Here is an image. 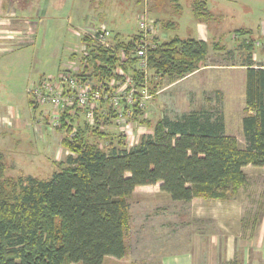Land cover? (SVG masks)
<instances>
[{
  "label": "trees",
  "instance_id": "trees-1",
  "mask_svg": "<svg viewBox=\"0 0 264 264\" xmlns=\"http://www.w3.org/2000/svg\"><path fill=\"white\" fill-rule=\"evenodd\" d=\"M170 1L174 9L179 7L178 0ZM199 2H192L194 17L206 21ZM172 23H160L159 28H169ZM235 31L250 36L249 29ZM243 38L242 46L252 52L254 41ZM137 39L135 34L112 49L99 46L90 50L84 55V70L100 79L115 76L121 49L128 56L123 68L135 81H142L143 73L134 67L137 58L132 56ZM83 40L89 41L88 37ZM154 41L156 46L146 52L148 69L154 77L171 80L198 69L208 49L205 41L177 35ZM212 47L223 49L216 42ZM150 72L151 91L155 92ZM263 93L262 65L247 63L246 113L241 121L244 149L225 133L222 116L207 109L175 119L163 116L152 134L126 148L122 139L113 144L112 133L102 130L112 124L110 109L107 116L97 115L93 125L82 122L72 139L63 137L62 145L71 155L48 179L6 175L0 153V264H102L106 257L123 258L126 198L138 186L160 183V190L173 201L226 198L244 183L245 166H264ZM143 122L149 125L148 120ZM92 137L104 138L107 147H100Z\"/></svg>",
  "mask_w": 264,
  "mask_h": 264
},
{
  "label": "rangeland",
  "instance_id": "rangeland-1",
  "mask_svg": "<svg viewBox=\"0 0 264 264\" xmlns=\"http://www.w3.org/2000/svg\"><path fill=\"white\" fill-rule=\"evenodd\" d=\"M29 1L33 8L28 12V18L37 29L31 44L20 45L10 56L0 58V110L13 109L18 114V121L30 126L27 128L23 124L21 132H16L17 119L5 120L8 124L12 123L13 128L0 130V153L6 165V175H29L42 179L50 177L60 166L53 160L54 153L45 150L51 144L50 139L42 142L33 133L34 127L40 126L45 130L48 126L42 118V107L34 108L30 104L27 93L29 82L41 73H54V67L60 60H66L65 55L70 50L80 55L79 38L86 19L94 24L103 21L109 43L115 45L129 41L137 33L138 17L143 10H148L149 5L157 11L160 26L175 20L178 25L176 28L159 29L162 41L174 35L189 36L194 11L191 6L193 0H178L176 10L170 0H146L147 3L143 0ZM199 1L201 16L206 18L211 31L217 29L221 33V41L216 44L223 46V49H213L214 54L211 49V54H207L200 65L209 62L222 64L213 66L212 71L236 78L237 92L233 90L232 98L226 91L223 92L225 96L222 93L220 98L212 91L200 92L202 95L192 94L189 85L181 80L159 94H163L162 105H156V109L151 111L154 99L149 101L147 119L153 125L159 116L178 118L190 109H207L222 116L225 133L234 136L238 146L244 149L246 141L241 121L246 112L242 96L244 84L241 83L244 68L241 66L250 62L264 64V55L259 50L261 47L264 50V0ZM147 14L152 16L149 12ZM76 27H81L77 30L80 32L78 37L72 32ZM238 29H249L250 36L240 35L235 31ZM241 37L254 41L252 49L258 55L254 60L251 56L253 52L242 46L244 38L241 40ZM232 63L238 65L226 66ZM56 69L59 70V65ZM150 75L155 91L167 86L170 79L161 75L154 77L152 71ZM102 130L106 133L114 131L111 128L107 130V127ZM149 131L151 129L147 128L137 131V136L147 135ZM21 135L30 139L40 151L32 152V148L23 141L17 143L16 138ZM119 140L121 138L115 134L112 143L116 144ZM91 141L99 143L100 147H107L104 138L92 137ZM243 171L246 175L244 183L224 199L195 197L188 202L173 201L160 190V183L136 187L126 198V254L120 259L106 257L102 264H161L164 255L184 251L191 253L193 264H264V167L246 166Z\"/></svg>",
  "mask_w": 264,
  "mask_h": 264
},
{
  "label": "built area",
  "instance_id": "built-area-1",
  "mask_svg": "<svg viewBox=\"0 0 264 264\" xmlns=\"http://www.w3.org/2000/svg\"><path fill=\"white\" fill-rule=\"evenodd\" d=\"M147 12L143 10L138 17V39L132 52V56L137 58L134 67L143 73L142 81H135L133 74L123 68L128 63V56L121 49L118 51L119 65L113 72L115 76L100 79L90 70H84V55L90 50L99 46L112 49L114 46L109 43L105 24L88 22L82 33L75 32L77 35L80 33L82 41L78 63L61 66L58 71L29 83L27 93L30 101L34 106L42 107V116L49 128L64 131V136L72 139L82 122L93 125L97 115L107 116L112 109L109 128L124 141V146L129 148L140 141L137 131L146 130L143 121L147 118V105L154 95L149 82L146 52L156 46L155 38L161 40L159 25ZM83 37H88L89 41Z\"/></svg>",
  "mask_w": 264,
  "mask_h": 264
},
{
  "label": "crops",
  "instance_id": "crops-1",
  "mask_svg": "<svg viewBox=\"0 0 264 264\" xmlns=\"http://www.w3.org/2000/svg\"><path fill=\"white\" fill-rule=\"evenodd\" d=\"M143 2L147 3L146 0H143ZM31 8H33V5H32V2H30L29 0H0V58L10 56V54L12 52H14L16 50V48L20 47V45L31 44L33 42V35H34L37 27L33 24L34 22L31 21L30 18H28V12L31 10ZM146 8H147V6H146ZM147 9H148L147 11L150 14H152L151 17L154 20H158V21L160 20L157 17V11L155 9H153V7H151V5H149V7ZM86 18H87V16L84 18V20ZM177 19H179V16L177 17ZM175 21L172 23V26L169 28H176L178 26ZM191 21H192L191 22V24H192L191 34L189 33V36H187V37H183V36H178V37H180L181 39L194 38L197 40L205 41L208 44L207 54H211L210 50L211 49L213 50L212 44L217 42V41H221L220 40L222 38L221 33L217 32V29H214L211 31V29H210L209 25H207L206 21L198 20L195 17L191 18ZM88 22L89 21L86 19L85 24ZM98 23L105 24L103 21H100ZM81 27H83V26H81ZM81 27H76L72 31L76 37H78V35L75 32L78 29H80ZM169 28H166V29H169ZM160 29L164 30V28H160ZM190 35H192V36H190ZM242 38L243 37H241V40H242ZM79 40L81 41V37L79 38ZM259 50H260V53H262L264 55V50L262 49V47L259 48ZM212 52H213V54L215 53L214 50ZM252 52H253V55H251V56H252V59L254 60L255 56H258V55L255 54L254 49H252ZM65 56L67 57L66 60H64V61L60 60L59 61V64H58L59 68L61 66L76 65L80 59L79 58L80 55L73 53L71 50H70V53L66 54ZM246 64L242 63V66H241L244 68V77L242 78L243 82L241 79V83L244 84V89L242 91V96L244 97V100H245ZM58 65H56L54 67L55 71L57 70L56 67H58ZM216 65L221 66L222 64H218L217 62L204 63V64L200 65L198 69H196L195 71H193L190 74L185 75L182 78H179L176 80L169 79L167 86L163 87V89H158L157 91L153 92L154 93V95H153L154 100L153 101L151 100L152 101L151 102V111L154 108L156 109V105L157 106H158V104L162 105L161 96L163 94L162 95H159V94L161 92H164V90H166L167 87L172 86V84L177 83V82H181V80H184L189 85V87L191 89L190 93H192V94L194 92L196 94H199L200 92H203V91H206V92L212 91L215 95H217L220 98L222 96V93L223 92L225 93V91H226L227 93H229L228 97L232 98V96L234 95L233 90L236 89L235 92H237V89H238V88H236L237 87V79L233 78L232 75H230V74L228 76H224V75H221L220 73L212 71V67L216 66ZM236 65H238V64H236V63L226 64V66H231V67H235ZM260 65H262V68L264 69V64H260ZM209 68H211V69H209ZM211 74H213V75H211ZM43 75H46V74L41 73L37 78L31 80L30 82L38 80ZM213 93H212V95H213ZM224 93H223V96H225ZM263 100H264V93H263ZM153 105H155V106H153ZM192 110H195V109H190V110L184 111L183 113H187V112H190ZM0 113H3V115L0 114V130H3V131L6 129L11 130L13 128L12 123L8 124V123H6L8 121H5V120H10V119L15 118V120L17 119L15 121L16 122L15 123L16 124V127H15L16 132H21V128L25 124L23 122L21 123L18 121V114L16 112H14L13 109L7 108V109H4L2 111L0 110ZM13 115H15V117ZM146 116H147V114H146ZM163 116H159L156 119V121L153 123V125L151 124L150 120H148L147 118L145 119V120L149 121V125H146L144 123L145 127L149 130L151 129V131H149V133L147 135L153 133V128H154L155 123L159 119H161ZM42 118H43V116H42ZM171 119H175V118H171ZM26 123H28V122H26ZM151 125H152V128H151ZM9 126H10V128H9ZM25 126L28 128L30 126V124L28 123ZM32 130H33L35 137L37 136L38 140L42 139V142H46V140L50 139L51 144L49 147L48 146L45 147V150L47 151V153H49L50 151H51V153H54V159L53 160L61 168L62 165H64V163L66 162L69 155H71L69 150L67 148H65L61 142L63 137H64V136H62L64 134V132L62 133L58 130H53L49 127L44 130V128L40 127V126L34 127ZM47 132H50V133H47ZM110 132L112 133V136L113 135L115 136L114 131H110ZM58 133L59 134L62 133L61 136H58V137L55 136ZM142 136H144V135H142ZM142 136L140 135L139 139L142 138ZM16 141H17V143L23 141L24 143L29 145L32 148V150H31L32 152L33 151L34 152L40 151L34 147L32 141L30 139H27L26 136L21 135V136L16 138ZM111 142H113V141H111ZM58 156H59V159H58ZM62 156H64L63 159H62ZM57 160H59V161H57ZM248 166H250V165H248ZM55 171H59V170H54L53 172H55ZM33 178H37V177L33 176ZM48 178H42V179H48ZM37 179H40V178H37ZM262 243L264 245V241ZM179 256H182V257H180V259H179ZM161 264H193V256L191 255V253H189L187 251L177 253V254H168V255H164L162 257Z\"/></svg>",
  "mask_w": 264,
  "mask_h": 264
}]
</instances>
